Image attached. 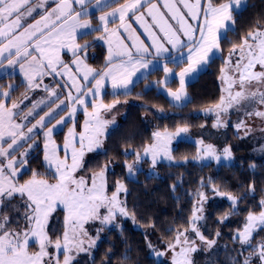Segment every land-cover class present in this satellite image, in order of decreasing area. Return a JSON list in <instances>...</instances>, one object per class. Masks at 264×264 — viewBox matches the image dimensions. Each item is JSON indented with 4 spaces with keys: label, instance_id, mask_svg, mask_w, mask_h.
Masks as SVG:
<instances>
[{
    "label": "snow or ice",
    "instance_id": "obj_1",
    "mask_svg": "<svg viewBox=\"0 0 264 264\" xmlns=\"http://www.w3.org/2000/svg\"><path fill=\"white\" fill-rule=\"evenodd\" d=\"M115 2V0H112ZM29 3V0H0V68L8 69L14 68L19 65V71L25 77L24 82L28 85L29 90L39 85L34 84L36 77H41L45 74L41 69L47 68L52 74L63 75V72L57 73V65L62 66L64 71L70 73L67 64H64L60 59V50L67 48L71 51L72 55L77 57L73 61L74 66L84 71V80H88L89 76L95 79V86L89 89L88 93L98 92L103 86L106 79L111 80V86L114 90H122L127 94L131 87H134L135 81L133 77L138 72H150L154 68L160 67L165 73V78L162 81L153 82L155 85H163V93L170 98V101L175 106H186L191 102L190 97L186 91V80L192 81L195 74L202 68L209 64L213 56L220 51V40L227 38L229 30H235V20L233 17V10L237 12L241 10L242 4L246 5V0H228L226 3L214 5L209 0L206 8H201V0H195L194 3H189L188 0H179V3L184 9L187 10V15L192 20L203 19V23L199 28V39H196L197 29L193 28L185 17V13L181 12L180 7L176 3H169L164 0V7L171 14L170 19L174 20L179 27V30L174 29L168 20L165 19L163 13H160L157 5L151 4L148 9V14L152 17L159 31L165 38L161 42L153 31L151 26H145V32L151 40V49L149 45H145L142 41L137 42L138 38L133 39L134 51L124 45L122 41H117L116 51L113 52L109 49L108 67L103 72H98L95 69L87 68L83 65V61L78 58V53L85 51L90 47L89 43L79 44L77 42V33L81 35L91 34L93 31H103L105 34L109 33L107 23L110 19L119 18L123 21L128 12L139 11V8L144 3H149V0H133L132 3L123 4L118 8H114L111 12H106L97 17L100 22L99 27L94 28L90 20H81L82 16L89 15V5L93 4V0H75L81 11H75L72 7L70 0H61L53 13L55 21L51 24L44 23L43 29L39 27L41 21H37L36 25L30 26L34 30L29 32L27 28L23 32L18 29L22 27L21 9ZM42 6V5H38ZM106 0H95L94 10H100L107 7ZM33 9L29 7L27 15L31 16ZM47 17L42 20H47ZM137 20H143V15L137 16ZM125 30H127L126 26ZM115 31V30H113ZM39 37H44L47 33V39L44 44L47 49L41 47L39 42L33 46V40ZM181 36L186 37V40L181 39ZM97 40L105 39L104 36L96 37ZM251 41V42H250ZM111 44L112 41L109 40ZM165 43L168 45L165 47ZM30 47L33 50H38L41 60L37 61L36 56H32L29 62V68L25 67L23 60L31 55ZM187 52H184V49ZM172 50H175L173 54ZM7 53V55H5ZM239 53L235 64H232V57L234 54ZM15 57V59H13ZM119 58L120 63H112L114 58ZM148 57H152L149 59ZM5 60L7 65H5ZM173 62L177 65L187 63L186 67H182L178 73H174L172 68L167 65ZM227 65H231L232 70L236 73L233 77H228L227 97H222L221 101L213 107L203 109L206 113H214L216 121L213 124L214 128H226L227 123L222 119L230 109L239 110L242 106L250 107L256 103L264 105V91H261L259 86L264 85V71L259 73L252 71L256 64L264 67V31L257 29L255 32H248L246 36L241 38L239 45L233 44L229 50ZM32 68L34 71L30 72ZM222 73L225 71L221 69ZM175 76L179 80V88L172 91L167 87L170 79ZM96 77H99L96 79ZM75 84V77L69 75ZM221 79L224 80L225 76L222 75ZM255 83L258 87L255 91L250 90V86ZM238 86L239 90L234 89ZM8 89L14 90L17 85L9 84ZM148 87V86H146ZM47 90V87H46ZM77 93H82L81 87L76 85ZM117 94L116 92L113 93ZM56 96V92H52ZM0 142H3L5 137H8L10 142L7 148L0 143V157L7 159L6 164H0V264H60V254L63 253V264H72V253L85 252L92 249L100 236V231L97 230L95 238L87 237V233L83 230V224L87 220H99L104 227L112 224L117 215L128 217L129 213L124 206V202L119 200L118 195L121 192L127 193V188L124 184L117 182L116 191L109 197L105 194L106 177L105 172L109 165H103L101 170L91 175V186L83 177L76 178L75 173L83 168V158L85 151L91 152L94 148H99L101 145L100 127L89 128V123L86 121L82 133H75L74 129H69L68 137L65 139L64 159H60L57 155V146L52 141V133L58 125L65 122V118L61 117L56 120L52 127L48 128L44 133V157L43 162L49 169H54L57 177L56 183H49L48 180L38 179L39 173L33 172L32 178L25 181L23 184L14 183L18 167H23L27 164V157L29 152L34 150V145H29L28 151L21 153L20 158L17 160L14 153L19 150L23 144L18 143L19 140L25 142L33 139L32 136L24 137L23 132L13 131L19 129L20 125L13 124L12 119L15 115L14 109L19 106L12 103L11 107L6 106L5 100L11 99L10 91L3 90L0 86ZM74 102L84 104V100L79 96L72 98ZM27 99V97H25ZM119 103L118 100L113 101L111 104H104L103 101L95 103L93 101L96 111L91 115L95 118L96 125H101L102 122L98 119L99 109L110 110ZM65 101H61L56 107L59 109ZM159 111L163 112V109ZM56 110L45 113L28 129L29 133L33 132L34 128L45 126L46 118H54ZM75 112V107L69 112V118ZM32 113L29 112L28 115ZM58 114V113H56ZM246 116H255L264 118V111L253 108L251 111L245 112ZM27 118V117H25ZM47 122H51L48 119ZM105 121L103 124H107ZM237 130L244 128L245 134L251 131L243 120L235 124ZM189 127H177L174 133H160L155 132L153 136L156 143L144 149V156L151 155L152 164L157 162L158 155H163L171 160L169 143L173 137H181L182 134H187ZM85 140L88 141L85 144ZM80 144V148H76V143ZM200 145H204V141H198ZM51 144V147H50ZM69 149H71L69 153ZM264 151V149H261ZM136 155V165L142 159L141 154L132 150ZM203 153L198 157L199 160L205 159L213 160L219 163L222 159L230 161L232 152L230 146H225L220 155H217V150L212 144L204 145L201 149ZM71 160V163H69ZM130 178L134 175V165L126 164ZM250 168L255 169L256 165H250ZM7 169V174L5 170ZM99 181V183H97ZM203 187V182H201ZM208 187L217 196L226 197L232 204V212L226 213L219 218L220 223H223L231 215L238 212L237 205L241 197L234 196L230 193L221 192L218 188L209 183ZM249 193L255 191L254 184L248 186ZM200 200L194 205L192 216L190 217V228L178 231L175 243L168 247L175 251L177 245H180L179 253L173 257V264H192L190 254L197 251L194 240L188 239L187 233L191 231L195 236L205 245L206 249H211L216 245V239H207L198 227L199 223L204 219V203L209 199L204 193H198ZM19 196L23 204L24 211L13 205L11 201ZM57 204H62L68 212L66 217V224H71L70 230L63 233L62 239L57 238L53 240L46 227L51 212L55 209ZM260 205L264 208V200L260 201ZM11 208L14 212L19 213L23 219L24 227L19 230H14L10 227L13 220L9 217L6 210ZM104 208L106 215H100V209ZM133 221L135 217H131ZM15 223L20 224V219H16ZM258 228H264V211L259 214L249 213L245 218V223L242 230H236L233 239L240 245V252L238 255L241 259L232 260V264H252V260L258 259L259 264H264V240L253 243V234ZM173 230V229H170ZM216 237L220 236L219 232L215 233ZM87 238V245L85 239ZM183 238V239H181ZM34 241L39 248L38 252H29V242ZM52 247L55 251L49 254L47 249ZM151 248V244H149ZM226 247V246H225ZM247 249H251L247 256L243 253ZM156 257L164 255L162 252H155ZM179 257V258H177ZM47 258V259H46Z\"/></svg>",
    "mask_w": 264,
    "mask_h": 264
},
{
    "label": "trees",
    "instance_id": "obj_2",
    "mask_svg": "<svg viewBox=\"0 0 264 264\" xmlns=\"http://www.w3.org/2000/svg\"><path fill=\"white\" fill-rule=\"evenodd\" d=\"M224 1L226 0H211L214 5ZM233 17L235 30H229L227 38L220 40L219 55L213 57L206 68L186 84L191 100L186 106H175L157 86L152 85L153 81L161 79V70H155L138 81L127 94L121 92L110 95L106 92L103 97L105 103L120 100L124 104L126 100L128 105L125 106L124 118L110 129L105 151L95 156L98 161L107 160L112 183L120 181L127 188V193L121 195V201L129 216L122 217L120 224L114 222L107 227L102 225L96 245L88 253L80 255V263L167 264L154 256L153 250H166L175 242L178 231L189 228L190 217L194 205L200 200L198 193L201 192L209 197L203 205L207 208L204 207L203 211L204 219L206 218L204 226L206 230L211 228L220 233L218 248L221 252H234L237 244L231 237V230L233 227H240L243 216L250 212L259 214L263 210L260 201L264 200V156L254 161L255 169L250 168L248 162H239L241 160L238 159L220 163L198 161V145L195 136L191 135L190 138H172L171 160L161 159L155 165L142 160L139 165L143 164V168L131 178L126 168L127 163L135 161L136 155L132 150L139 153L145 144L156 142L153 136L155 132H169L183 126L189 127L190 134H197L196 130L204 128L212 129L214 119L203 109L213 107L225 96L221 79L224 72L221 69L225 70L227 66L226 61L233 44L239 45L241 38L250 31H264V0H247L246 6L234 12ZM86 39H91V34L80 37L82 41ZM90 44L88 49L95 54L87 59L101 71L106 65V50L95 40ZM167 86L177 88V82L173 80ZM225 132L228 136L225 140L230 141L237 136L231 129ZM133 165L135 170L136 164ZM27 166L17 180H27L33 172L39 173L38 176L54 178L42 163L40 146L29 153ZM209 183L221 192L241 197L237 205L238 212L230 216L231 221H228L229 217L223 223L218 222L220 217L232 212L233 206L225 197L212 192L208 187ZM250 184H254L253 193L248 191ZM133 216L134 221L131 218ZM55 225L61 229L60 221ZM55 236L56 233L52 235L53 238ZM261 240H264V228L253 237V243ZM233 259L239 260L238 255L229 254V259L221 264H232ZM215 261L218 263L214 259L212 262Z\"/></svg>",
    "mask_w": 264,
    "mask_h": 264
},
{
    "label": "rangeland",
    "instance_id": "obj_3",
    "mask_svg": "<svg viewBox=\"0 0 264 264\" xmlns=\"http://www.w3.org/2000/svg\"><path fill=\"white\" fill-rule=\"evenodd\" d=\"M109 1L110 0H106V2L108 3V6L110 5ZM60 2L61 0H29V3L25 5L24 8L21 9L22 27L18 29V31L23 32L25 28H27L29 32L33 31L34 29L30 26L36 25L37 21H41V24L39 25L41 29H43L44 23L51 24L52 21H55L56 17L54 14L53 15H49V14L53 13V10L57 8V5ZM70 2L72 3V7L75 9V11H81L80 6L77 3H75V0H70ZM132 2L133 0H128L125 4L132 3ZM94 4H95V1H93L92 5H89V15L82 16L81 20H90L91 25L94 28H97L100 25V22L97 19V17L100 15H103L106 12H111L114 9L112 7L114 6H111L110 8H108L107 6L100 10H94ZM38 5H42V6L38 7ZM29 7L33 9L31 16L27 15V11ZM43 11L44 13H42ZM127 14L125 15L123 21H121L117 17L119 19V25L111 24V21L114 18L108 21L107 23V28L109 29L108 34H105L103 31H93L91 32V39H86L82 41L80 40V37L83 35H81L78 32L77 42L79 44H84V43L90 44L92 40L98 41L96 37H99V35L104 36L105 39H103V41L105 42V50L107 51L106 58L104 60L106 61H108L109 49L111 48L113 52L116 51L117 41H122L124 45H127L128 48L133 49L134 51V45L128 34V28L127 30H125V27H124L121 30V32H119L120 26L122 25L126 26L124 25V22L126 20L125 18ZM44 17H47L48 19L46 21L42 20V18ZM2 26L3 25H0V27ZM144 33H145L144 30H140V32H138L137 35L142 36V34L144 35ZM122 34L126 36V39L121 36ZM37 37H38L37 39L33 40V46L35 45V43L39 42L41 44V47L47 49V45L44 44V41L47 39V33L45 34L44 37H39V33H38ZM109 40L112 41L111 44L109 43ZM29 51L31 52V55L27 58V60L21 61V63L25 64L26 68H29V62H31L32 56H36L37 61L41 60V56L38 50H33L30 47ZM94 54L95 53L93 52V50H90L87 48L85 51L78 53V58L83 61V65L86 66L87 68L95 69V67L91 63H89L87 59L88 57H94ZM5 55H7V53ZM238 55L239 53L234 54L232 57V60H236ZM13 59H15V57H13ZM60 59L64 64L68 65L70 73L67 71H64V69L60 65H57L56 72L57 73L63 72V75L52 74L50 73V70L47 68L41 69V71L44 72L45 74L42 76V78L36 77V79L34 80V84L39 85V86L33 87L31 90H29L28 85L24 82L25 77L19 71V65H16L14 68H8V69L0 68V86H3V90L10 91V95H11V99L5 100V104L8 107H11L12 103H16L19 106L17 109L13 110L15 115L13 116L12 123L20 125V128L13 129V131L23 132L24 137H28V136L33 137V139H29L26 142L24 140H19L18 143L23 144V146L20 147L19 150L14 153V156L18 160L21 156V153L28 151L29 145H34V149L37 146H40L42 149V163L44 164L43 162L44 143L46 139L44 136V133L47 131L48 128L52 127V125L56 123V120H59L61 117H64L65 118L64 124L58 125L52 133V141H54L55 145L57 146V155L60 159H64V156H65L64 144H65V139L68 137L69 129H74V132L77 134L82 133L85 131L84 125H85V122L87 121L89 123V128L100 127L101 134L99 138L101 141V145L99 148H94V150L91 152L85 151V155L83 158V168L77 171L75 173V176L77 179H79L80 177H83L85 181L88 182V186H91L92 173L99 172L103 165H106V164L108 165V162L106 159L105 160L101 159L100 161H98V159L96 158L97 156L95 155L98 154L99 152L105 151V145L107 144V141H108L109 131L111 128L115 126L117 122H120L126 115L125 106L128 105V101L125 100L124 104H122L121 101L118 100L119 103H117L115 107L111 108L110 110H105L103 108L99 109L98 119L102 122V124L96 125L95 118L91 114L96 111V109L94 108V104H93V101L95 100L94 97L95 95L98 96L100 92L98 93L95 92L94 94L88 93L89 89L94 88L93 86H90V83L91 82L95 83V79H93L92 76H89L88 80L83 79L84 71L81 70L80 68H77L73 64V61L77 59V57L73 56L71 51L68 50L67 48L60 50ZM115 59L117 58H114L112 62L115 61ZM4 63L5 65H7L6 60ZM232 64L234 65L235 62H232ZM227 66L223 74L225 76V79L222 80L225 98L227 97V89H228V79L227 78L233 77L236 75V73L232 70L231 65H227ZM29 71L32 72L34 71V69L30 68ZM252 71L259 73L261 71H264V67L259 65L257 66L256 69H252ZM70 74L71 76L75 77V84H73V80L69 78ZM107 81H109V79H106L104 84H106ZM9 84L17 85V87L14 90H10L7 87ZM19 84H23V85L19 86ZM76 85H79L81 87L82 93H88V94L81 95L80 93H77ZM46 87H47V90H46ZM257 87L258 86L255 83H253L250 86V90L255 91ZM259 88L261 91H264V85H260ZM159 89L160 91H163V85H160ZM100 90H102V88ZM235 90H239L238 86L234 89V91ZM53 91L56 92L57 94L56 96L52 95ZM172 91H174V89H172ZM69 94H71L72 98L79 96L80 99L84 100V104L74 102L73 99L69 97ZM25 97H27V99H25ZM0 99H4V98L0 97ZM61 101H65V104L61 105V107L57 109L56 106L60 104ZM100 102H101V99L95 100V103H100ZM103 103L106 104L105 102ZM111 103H108V104H111ZM73 107H75V112L69 118V112H71ZM253 108L264 111V105H261L259 103H256L250 107L242 106L239 110L230 109L226 115L222 116V119L227 123V127L220 128V129L213 127V124L216 121L215 114L207 113L209 117H212L214 119L213 123L211 124L212 129L204 128L202 130H196L197 134H195L196 132L194 134H190L188 132L187 134H182L181 137L183 136V137L190 138L191 135L195 136V142L198 145V157L203 154L201 152V149L204 145L212 144L217 150V155L221 154L225 146H230L233 158L230 161H224L222 159L220 162H234L236 159H238V161L241 160L239 162H248L249 165H252L254 164V161H256L259 157L264 156V151L261 150V149H264V118L245 115L246 111H251L253 110ZM53 110H56V112L54 113V118H46L45 126L43 128L37 127L33 129L32 133L28 132V129L32 128L33 125L36 124V122L40 120L42 116L45 115V113L51 112ZM29 112H31L32 114L28 115ZM48 119H51L50 123L47 122ZM241 120H243L245 125L251 129V131L248 132L247 134H245L244 128L237 130L235 127V124L239 123ZM105 121H107L108 123L103 124V122ZM228 129L233 130V133L237 135L233 137L230 141L225 140L226 137H228L225 131H227ZM175 131L176 130L169 131V132L165 131V132L174 133ZM165 132H160V133H165ZM175 138H179V137H175ZM200 140L204 141V145H200L198 143V141ZM172 141L173 139H171L169 143V149L171 147ZM9 142H10L9 138L5 137L4 141L0 143H3V146L7 148V144ZM87 143L88 141L85 140V144ZM153 144H150V143L145 144L143 150L139 152L142 157V159L140 160L141 163H142V160H148L149 162H152L150 154L148 156H144V149ZM75 146L77 149L80 148V144L78 142L76 143ZM50 147H51V144H50ZM68 151L70 153L71 149H69ZM161 159L167 160L165 156L158 155L157 162ZM198 161H201V160L198 159ZM203 161H213V160L205 159ZM6 163H7V159L4 157H0V164H6ZM69 163H71V160H69ZM134 163L136 164V157H135V161H132V164ZM127 164H131V162ZM17 167H18L17 177L21 175L25 169L28 168L27 164L23 167H20L19 165H17ZM46 168L52 173L54 178L52 179L46 178L45 176H37V178L48 180L49 183H56L57 177L54 173V169H49L48 167ZM141 168H143V164L136 165V169L134 170V175H136L135 172L140 171ZM109 171H110V168L108 167L105 172V177H106L105 194L110 197L116 191V183L120 181H115L114 183H112L111 176H109L110 175ZM5 172L7 174V169L5 170ZM17 177L14 181V183H17V184H23L25 181L32 178L31 176L27 180L19 181L17 180ZM97 183H99V181H97ZM120 183L123 184V182H120ZM123 194L124 192L119 193L118 195L119 200H121V195ZM226 201H229V200L226 198ZM11 203L15 205L16 207H18L20 209V212L24 211L23 204L19 196L15 197L11 201ZM203 207L207 209L206 206H203ZM262 211H264V208ZM6 212L9 215V217L13 220V222L10 225L12 229L19 230L21 227L25 226L23 219L20 217L19 213L14 212L11 208H8ZM106 214L107 213L105 209L101 208L100 215L103 216ZM247 215L248 213L245 214V216H243L240 227L232 228L231 230L232 238L236 230L238 229L242 230L243 225L245 223V218L247 217ZM67 216H68L67 209L62 204H57L55 209L51 212L49 219H48L46 231L48 232L49 236L53 240L57 238L62 239L63 233L66 230L71 229L72 225L66 224L65 222ZM16 219H20V224L15 223ZM121 219H122V216L117 215L115 217L114 222L119 223ZM58 221H60L61 229H59L57 225H55ZM228 221H231V217L229 218ZM114 222L112 224H114ZM205 223H206V218L199 223L198 227L200 228V231L204 234V236L207 239L215 238L216 245L213 246V248L211 249H206L205 245L195 236V234L189 231L187 233L188 239L194 240L196 247H197V251L190 254V259L192 261V264H221L222 261L229 259V254L238 255V253L241 250L238 242H236L237 247L234 249V252H230L229 254L227 252H221L220 248H218L219 247L218 237L215 236V233L218 231L213 230L211 228L210 230L209 228H207L206 230L204 226ZM101 227H102V224L99 220H87L83 224V230L87 233V237H91V238L96 237L97 230H100ZM260 230H262V228H258L257 231L253 234V237ZM54 233H56V236L53 238L52 235H54ZM206 234H209V235H206ZM84 239H85V244L87 245V242H88L87 238H84ZM180 247H181L180 245H177L175 248V251H173L169 247L166 250L159 251V252L164 253V255L161 257H157V258L163 260L167 264H173V257L176 255V253H179ZM28 250L30 253H34V252H38L39 248H38V245L34 241L30 240ZM47 251L49 252V254H53L55 250L52 247H49ZM250 251L251 249H247L246 251H244L243 254L247 256ZM88 252L89 251L79 252L78 254L73 252L72 253L73 255L72 264H85V263H80V261H82L80 259V255L88 253ZM155 252H158V251H155ZM59 258H60V264H63V253L62 252ZM238 258L241 259L239 255H238ZM213 259L218 260V263L216 261L213 263L212 262ZM252 264H259V260L254 258L252 260Z\"/></svg>",
    "mask_w": 264,
    "mask_h": 264
},
{
    "label": "crops",
    "instance_id": "obj_4",
    "mask_svg": "<svg viewBox=\"0 0 264 264\" xmlns=\"http://www.w3.org/2000/svg\"><path fill=\"white\" fill-rule=\"evenodd\" d=\"M93 1H95V0H93ZM127 1L128 0H115V2H112V0H110L109 1L110 5L108 6V8H110L111 6H114L112 8L120 7L121 5L125 4ZM168 2L169 3H176L177 6L180 7L181 12L185 13V17L188 20V23L191 24L193 26V28L197 29V31H196V39H199V28H200V26L203 23L202 17H201V19H198V20H192V19H190L188 17L187 10L182 7V5L179 3V0H168ZM188 2L189 3H194L195 0H188ZM208 2H209V0H201V8L202 9L206 8L207 5H208ZM226 2H228V0H226V1L222 2V3H226ZM151 4L157 5V8H158L159 12L163 13L165 19L168 20V23L171 24L174 29L179 30V27L176 24V22L174 20L170 19V15L171 14L164 7V0H149V3H144L143 6L139 8V11L128 12V14H127V16L125 18L126 20L124 22V25H126V27L128 28V34H129V36L131 38V41H133V39H135V38H138L137 42L142 41L144 44L149 45L150 47H151V40L149 39L148 34L144 30L145 26H151V31H153L158 37L161 38V42H164V40H165V38L163 37V34L159 31L158 25L155 24V22L153 21L152 17L148 14V9H149ZM246 4H247V0H246ZM245 6H246L245 4H242L241 9H243ZM234 12H236L235 9L233 10V13ZM42 13H44V11ZM141 15H143V20L142 21L141 20H137L136 17L137 16H141ZM111 24L112 25H119V19L118 18H114L111 21ZM123 28L124 27L120 26L119 32H121V30ZM140 30H144V32H145L144 35L143 34H142V36H138L137 35V33L140 32ZM121 36L126 39L125 35L122 34ZM99 37H101V35H99ZM181 39L186 40L187 38L184 37V36H181ZM97 42L101 43L103 45V47L105 48V42L103 41V39L102 40H98ZM167 46L168 45L165 43V47H167ZM172 52H173V54H175V50H172ZM184 52H187L186 48L184 49ZM219 53H220V51L217 52L215 54V56L219 55ZM215 56H213V57H215ZM105 58H106V56H105ZM148 58L152 59V57H148ZM104 63L106 64L104 69H102L101 71H98V69L96 67H95V69L98 72L105 71L109 65H108V61H106V60H104ZM112 63L113 64L120 63V59L117 57V59H115V61H113ZM167 66L169 68H172L174 73H178L182 67H186L187 66V63L185 62L183 64L177 65V64H175L173 62H169ZM206 66L204 68H202L197 74H195V76L193 77L192 80H194L196 78V76L202 70H204L206 68ZM257 66H259V64H256L253 69H256ZM155 70H161L162 76H161V79L159 81L164 80L165 73L163 72L162 68L157 67V68H154L153 70H151L150 72L143 71V70L141 72H138L136 74V76L133 77V79L135 81V84L138 81H140L141 79H143L144 77H146L147 75H149L150 73L154 72ZM98 78L99 77H96V79H98ZM173 80H175L177 82V88H170L168 86L167 87L170 88L171 90L174 89V91H175V90H177L179 88V80H178V77L173 76L168 83L172 82ZM153 82H155V81H153ZM153 82H152V85H155ZM188 83H189V81L186 80V84H188ZM90 86L94 87L95 83L91 82ZM155 86H157V85H155ZM157 88L159 89V86H157ZM131 89H132V87H131ZM98 92H100V94L98 96L95 95L94 99L95 100L101 99V101H103V97L105 96L106 92L109 93L110 95H114L113 94L114 92H116L118 94V93H121L123 91L122 90H114L112 88V86H111V80L109 79V81H107V83L104 84V86L102 87V90H99ZM161 92H163V91H161Z\"/></svg>",
    "mask_w": 264,
    "mask_h": 264
}]
</instances>
